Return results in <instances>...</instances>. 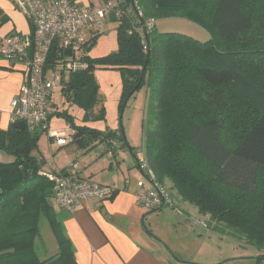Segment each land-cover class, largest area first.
Returning <instances> with one entry per match:
<instances>
[{
	"label": "trees",
	"instance_id": "16d2710c",
	"mask_svg": "<svg viewBox=\"0 0 264 264\" xmlns=\"http://www.w3.org/2000/svg\"><path fill=\"white\" fill-rule=\"evenodd\" d=\"M113 1L131 9L119 21L117 51L99 59L84 55L80 62L85 68L62 79L61 96L83 110L88 122L104 118L103 108L92 113L98 93L95 67L120 72L119 111L130 91L145 84L143 160L148 169L160 185L168 179L183 201L222 225L221 232L225 228L232 238L243 237L258 252V261H264V47L252 33L257 28L264 34V0H216L211 5L133 0L134 6L130 0ZM171 17L212 35L199 42L179 33L141 30L142 22ZM245 34L250 41L243 40ZM56 116L73 130L70 141L79 148L115 136L122 142L119 132L76 126L66 111ZM39 137L28 129L0 130V151L13 157L11 163H0V264H76L50 202L52 183L39 175L43 162L33 155ZM188 153L206 170L194 173L185 161ZM42 221L57 244V253L45 260L35 250Z\"/></svg>",
	"mask_w": 264,
	"mask_h": 264
},
{
	"label": "crops",
	"instance_id": "0c3cea01",
	"mask_svg": "<svg viewBox=\"0 0 264 264\" xmlns=\"http://www.w3.org/2000/svg\"><path fill=\"white\" fill-rule=\"evenodd\" d=\"M1 19L4 21L0 24V41L11 34L26 36L31 32L26 16L8 0H0ZM84 68L83 65L81 69ZM22 81L21 72L12 68V63L0 58L2 131L10 127L9 104L16 96ZM55 87L51 98L52 117L56 116V112H60L53 100ZM92 113L93 116L97 115L95 108ZM68 127L51 129L49 126V131L71 135L73 130L69 125ZM39 134L37 151L33 155L43 162L42 170L46 172L63 170L76 163L83 178L116 189V194L112 198L101 202L83 201L72 212L61 210L54 205L57 217L61 216L59 220L73 246L76 264H235L232 261L236 257L222 255L217 249L210 248V243L208 244L211 242L210 232L218 236L224 234L218 225L210 227L205 232V238L200 237L193 241L197 254L190 256L184 250H179L182 244H176L172 239L180 233L185 235L190 229L188 220H181L183 215L179 216L171 209L166 213L146 212L137 205L135 199L137 184L143 180L137 161L142 160L144 156H141L142 158L135 156L134 160L127 159L124 153L119 151L116 136L110 142L105 141V146L95 145L100 142L98 140L88 147L79 148V151L76 148L74 151L75 149L69 148V145L74 143L70 140L64 146H56L51 144L46 134ZM92 149L94 151H91ZM64 151L72 158L63 166H57L53 156ZM251 250L252 255L241 258L244 262L240 264H264V261H258V252L254 248ZM178 252L185 255L182 256ZM197 256L201 258L196 259Z\"/></svg>",
	"mask_w": 264,
	"mask_h": 264
},
{
	"label": "built area",
	"instance_id": "2783aa9c",
	"mask_svg": "<svg viewBox=\"0 0 264 264\" xmlns=\"http://www.w3.org/2000/svg\"><path fill=\"white\" fill-rule=\"evenodd\" d=\"M8 1L22 11L31 26V32L26 36L11 34L0 41V58L12 63V68L19 70L23 77L9 104L10 123L23 122L28 131L46 134L52 145L64 146L70 135L49 131L53 115L52 91L62 82V77L55 76V71L59 70L62 76L80 70L83 67L80 60L91 47L103 21L114 14L115 22H121L131 9L118 7L113 0H99L95 5L79 4L77 0ZM154 23L153 19L142 22L141 30L148 33ZM142 44L145 52L144 39ZM138 168L145 175L137 184V205L146 212L168 208L182 215L143 159L139 160ZM39 175L52 183L54 205L67 212H72L83 201L101 202L116 194V189L111 186L83 178L76 163L63 170L46 172L41 169Z\"/></svg>",
	"mask_w": 264,
	"mask_h": 264
},
{
	"label": "rangeland",
	"instance_id": "374dc122",
	"mask_svg": "<svg viewBox=\"0 0 264 264\" xmlns=\"http://www.w3.org/2000/svg\"><path fill=\"white\" fill-rule=\"evenodd\" d=\"M122 1V0H119ZM199 3L204 5H211L216 0H197ZM79 4H97L99 0H77ZM134 6V5H133ZM116 20V19H115ZM120 26L118 22H110L107 18L103 21L102 26L98 29V36L95 37V41L92 42L91 47L85 53L86 56L91 59L103 58L109 54L115 53L117 51V29ZM155 28V29H154ZM148 33L156 32L159 34L163 33H179L188 37H191L199 42H206L209 40L210 35L208 32L200 28L199 26L187 21L183 18L171 17L165 19H158L155 21V27L150 29ZM253 35L256 36V43L260 49L264 47V34L262 31L259 32L257 28L253 30ZM244 41H250L248 34H245ZM79 65V64H78ZM55 76L62 77L64 81H67L69 73H64L61 76L59 70L55 71ZM92 77L95 83L98 86L97 93V104L94 106L95 113L103 108L102 120H89L87 123L83 122V110H81L76 104L72 102H66L65 98L61 96L60 89L62 85L59 84L54 89L53 100L57 105L58 111H66L73 119L75 125H85L93 129H97L100 132H115L116 135L120 133L119 131V121L122 125L124 136L127 142V146L121 142L119 139L116 140L119 144L120 152L124 153V156L127 159L134 160L132 152L127 147L133 149L134 155L141 157L143 155L144 148V126L146 122V106H147V90L145 84H143L140 89H138L134 95L127 101L126 106L123 109L122 117L119 119L120 111L118 110V105L120 101L122 82L121 74L119 71L105 69L103 67H95L92 72ZM229 91V90H228ZM97 111V112H96ZM51 129H66L69 128L67 123L60 117L54 116L50 120ZM119 132V133H118ZM115 141V142H116ZM105 141L97 142L95 145L105 146ZM113 142V141H112ZM70 144V143H69ZM112 145V144H111ZM97 146V147H98ZM69 148L76 151H79L77 144H70ZM91 151H94L92 149ZM71 152V151H70ZM67 153V152H66ZM137 157V158H138ZM72 157L65 154L64 152L56 153L53 156V161L57 166H63L68 163ZM142 158V157H141ZM195 155L188 153L185 157V161L193 166L194 173L198 174L203 172L205 169V164L202 161L195 159ZM144 159V158H143ZM13 157L0 151V163H11ZM184 162V160H183ZM207 167V166H206ZM199 175V174H198ZM173 184L165 179L163 186L168 191L174 206L181 214L183 215L181 220H188L189 231L178 234L177 237H173V241L176 244H182L179 250H184L190 256H193L196 253V249L193 247V241L200 239V237L206 236V231L212 226H217L215 222H211L208 214H201L199 210L192 204L183 201V199L178 195V192L173 188ZM230 193V190L228 191ZM50 202L54 203L53 200ZM53 206V204H52ZM160 212H170V209L163 208L158 210L155 213ZM154 213V214H155ZM177 214V213H176ZM179 215V214H177ZM174 216V215H173ZM181 216V215H179ZM58 219H61V216L58 215ZM175 221V218H174ZM202 224L205 226L203 227ZM220 230L223 229L222 225H218ZM224 234L218 236L216 233L210 232L211 242H208L210 248H215L222 255H228L234 258L232 263H243L241 258H247L245 256L252 255V246L247 244L246 240L243 237H236L235 239L231 237V231H227L224 228ZM231 238V239H228ZM179 246V245H177ZM196 248V247H195ZM35 250L40 258V260H45L57 253V244L54 236L51 233V230L48 224L45 221H42L40 224V233L38 239L36 240ZM172 253V252H171ZM179 253V252H178ZM184 256L185 254L179 253ZM173 257H177L172 253ZM200 256H197L196 259H200ZM232 259V258H231ZM243 260V259H242Z\"/></svg>",
	"mask_w": 264,
	"mask_h": 264
},
{
	"label": "water",
	"instance_id": "95a60500",
	"mask_svg": "<svg viewBox=\"0 0 264 264\" xmlns=\"http://www.w3.org/2000/svg\"><path fill=\"white\" fill-rule=\"evenodd\" d=\"M130 3L131 5L133 6L134 5V2L133 0H130ZM109 20L110 22L114 23L116 20H115V17H114V14H110L109 16ZM144 69L145 67L141 70L140 72V77H139V80L141 81L142 79V75H143V72H144ZM138 89V86L136 85L131 91L130 93L126 96V98L124 99L123 103H122V109L120 111V115H119V119H121L122 117V112H123V109L124 107L126 106V103L127 101L131 98V96L135 93V91ZM10 127L13 128V129H18V130H24L25 129V125L23 122H14V123H11L10 124ZM119 131H120V135H121V140L122 142L127 146V142H126V139H125V136H124V131H123V128H122V125L119 121Z\"/></svg>",
	"mask_w": 264,
	"mask_h": 264
}]
</instances>
